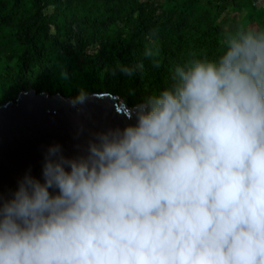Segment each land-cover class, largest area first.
<instances>
[{
    "label": "clouds",
    "instance_id": "1",
    "mask_svg": "<svg viewBox=\"0 0 264 264\" xmlns=\"http://www.w3.org/2000/svg\"><path fill=\"white\" fill-rule=\"evenodd\" d=\"M223 39L134 124L81 155L52 144L39 176L0 191V264H264V29Z\"/></svg>",
    "mask_w": 264,
    "mask_h": 264
},
{
    "label": "trees",
    "instance_id": "2",
    "mask_svg": "<svg viewBox=\"0 0 264 264\" xmlns=\"http://www.w3.org/2000/svg\"><path fill=\"white\" fill-rule=\"evenodd\" d=\"M19 9L32 18H14ZM228 10V0H0V105L31 90L75 101L109 93L142 105L173 84L177 66L221 54L225 31L217 21ZM252 17L240 24L250 26ZM47 44L59 49L44 50ZM140 62L142 70L122 71Z\"/></svg>",
    "mask_w": 264,
    "mask_h": 264
},
{
    "label": "water",
    "instance_id": "3",
    "mask_svg": "<svg viewBox=\"0 0 264 264\" xmlns=\"http://www.w3.org/2000/svg\"><path fill=\"white\" fill-rule=\"evenodd\" d=\"M119 99L90 94L77 103L61 94L31 90L16 102L0 105V191L14 190L29 170L39 176L50 145L60 144L67 156L81 155L97 134L134 124L140 105L130 107Z\"/></svg>",
    "mask_w": 264,
    "mask_h": 264
},
{
    "label": "rangeland",
    "instance_id": "4",
    "mask_svg": "<svg viewBox=\"0 0 264 264\" xmlns=\"http://www.w3.org/2000/svg\"><path fill=\"white\" fill-rule=\"evenodd\" d=\"M264 0H258L252 3L250 0H228V15L227 18L219 19L217 23L221 26L223 31L228 32L237 27L239 25L245 15L249 12H253L252 22L250 27L257 28L258 23L261 20H264ZM255 5V6H254ZM74 15L77 17H84V12L81 10H77L74 12ZM32 18V15L25 13L23 10L19 9L14 12V18L22 19V18ZM64 30H59L56 34L62 36ZM53 44H47L43 46L44 50L52 49L58 50L59 47H54ZM120 102H124L123 100L119 99Z\"/></svg>",
    "mask_w": 264,
    "mask_h": 264
},
{
    "label": "bare ground",
    "instance_id": "5",
    "mask_svg": "<svg viewBox=\"0 0 264 264\" xmlns=\"http://www.w3.org/2000/svg\"><path fill=\"white\" fill-rule=\"evenodd\" d=\"M258 0H256V2H257ZM264 2V1H263Z\"/></svg>",
    "mask_w": 264,
    "mask_h": 264
}]
</instances>
